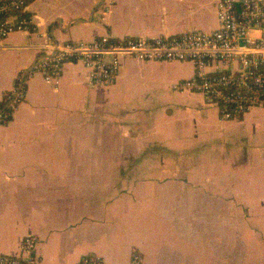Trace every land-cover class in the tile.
Here are the masks:
<instances>
[{
    "label": "crops",
    "instance_id": "obj_1",
    "mask_svg": "<svg viewBox=\"0 0 264 264\" xmlns=\"http://www.w3.org/2000/svg\"><path fill=\"white\" fill-rule=\"evenodd\" d=\"M218 0H31L33 33L0 39V255L39 239V264H264V109L223 121L202 93L173 86L189 61L122 59L92 85L81 61L59 85L33 66L51 42L151 39L219 26Z\"/></svg>",
    "mask_w": 264,
    "mask_h": 264
},
{
    "label": "built area",
    "instance_id": "obj_2",
    "mask_svg": "<svg viewBox=\"0 0 264 264\" xmlns=\"http://www.w3.org/2000/svg\"><path fill=\"white\" fill-rule=\"evenodd\" d=\"M31 0H0V39L15 32L36 30L28 12ZM218 28L188 30L161 37L114 39L103 35L91 41H67L43 45V56L33 66L48 83L59 85L63 64L81 61L92 85L110 86L118 78L122 59L142 61H189L192 77L177 82V91L202 93L219 110L220 119H241L256 108L264 109V0H218ZM27 96V74L18 76L0 105V125L12 122ZM39 239L27 235L20 253L0 255V264H39ZM135 252L131 264H142ZM77 264H106L96 254L84 256Z\"/></svg>",
    "mask_w": 264,
    "mask_h": 264
},
{
    "label": "trees",
    "instance_id": "obj_3",
    "mask_svg": "<svg viewBox=\"0 0 264 264\" xmlns=\"http://www.w3.org/2000/svg\"><path fill=\"white\" fill-rule=\"evenodd\" d=\"M27 14H29V13H28V12H25V13H24V12H21V13H20L21 16H25V15H27ZM0 105H2V102L0 103Z\"/></svg>",
    "mask_w": 264,
    "mask_h": 264
},
{
    "label": "rangeland",
    "instance_id": "obj_4",
    "mask_svg": "<svg viewBox=\"0 0 264 264\" xmlns=\"http://www.w3.org/2000/svg\"><path fill=\"white\" fill-rule=\"evenodd\" d=\"M260 131H262L264 133V126L261 128V127H258Z\"/></svg>",
    "mask_w": 264,
    "mask_h": 264
}]
</instances>
